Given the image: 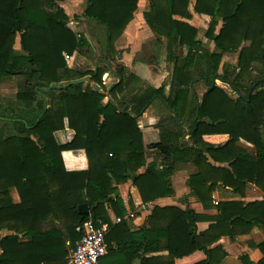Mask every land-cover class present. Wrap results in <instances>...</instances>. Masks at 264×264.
Wrapping results in <instances>:
<instances>
[{"label": "trees", "instance_id": "1", "mask_svg": "<svg viewBox=\"0 0 264 264\" xmlns=\"http://www.w3.org/2000/svg\"><path fill=\"white\" fill-rule=\"evenodd\" d=\"M63 1L0 0V83L6 77L27 78L15 100L0 104V230L16 233L1 241L0 264H68L87 220L109 221L108 208L117 218L126 215L118 185L131 179L144 203L172 197L170 178L178 163L190 162L197 169L188 186L205 209L212 207L219 183L242 196L251 183L264 194V0H196L194 12L206 29V43L216 46L213 53L197 40L195 28L175 19H192L191 0H149L146 22L168 40V60L175 65L172 95L167 98L164 87L147 88L130 109L113 101L104 104L108 95L116 100L125 92L124 68L118 66L120 82L108 90L105 70L68 67L67 58L87 42L69 28L59 6ZM138 4L139 0H86L85 16L104 27V45L111 55H117L115 43L134 19ZM18 37L23 54L15 49ZM236 52L237 68L224 66L220 73L223 54ZM256 63H261V77L250 83ZM86 77L91 79L86 85L58 89ZM217 80L229 84L238 98L217 87ZM197 81L208 87L201 104L196 97L189 100ZM156 98L173 114L170 122L179 129H170L168 121L160 126L161 142L155 148L163 155V166L150 164L137 175L146 165L138 118ZM187 110L189 117L183 120ZM66 123L75 137L59 146L54 134ZM183 125H189L192 146L182 143ZM213 137L220 140L212 142ZM70 150L86 152L87 171H66L62 152ZM209 159L230 168L214 167ZM12 189L19 194V204L11 199ZM84 204L88 215L79 214ZM214 207L215 217L156 207L149 228L136 233L125 223L114 226L106 237V257L112 258L110 264H222L228 254L220 245L212 247L222 237L234 240L255 227L264 229V200ZM48 220L59 224L44 228ZM203 221L214 223L198 233L197 224ZM21 235L28 240L22 242ZM252 246L263 255L258 264H264V242ZM240 260L253 264L248 256Z\"/></svg>", "mask_w": 264, "mask_h": 264}, {"label": "crops", "instance_id": "2", "mask_svg": "<svg viewBox=\"0 0 264 264\" xmlns=\"http://www.w3.org/2000/svg\"><path fill=\"white\" fill-rule=\"evenodd\" d=\"M195 3L196 0H191L190 2L191 20L178 17L175 19L195 28L197 30V40L204 42L205 49L213 53L216 51V46L214 42L206 43V29L201 24V17L194 12ZM59 6L64 10L69 19V28L79 37H84L87 42L72 57L67 58V65L71 70L85 72L96 71L97 69L105 70L103 84L108 90L120 82L116 73L118 66L126 70L125 79L128 81V85L126 86L125 92L117 95L116 100H113L108 95L104 100V104L113 101L116 105L124 109H130L133 107V99L140 96L147 88L160 89L164 87L165 96L168 98L172 95L175 65L168 60V40L156 35L146 22L145 14L149 10V0H139L134 19L129 23L123 35L115 43L116 56L111 55L105 49L104 40L106 38V32L104 27L100 26L96 21L86 18V0H64L59 3ZM220 28L221 23L217 33ZM17 41L15 49L18 53L23 54L20 46V38ZM17 45H19V50L16 48ZM248 45L249 43H245L244 47ZM238 61L239 52L223 54L219 72H223L224 66L237 68ZM261 69V63H256L253 66L250 83L258 77H261L259 73ZM237 72H239V69ZM195 75L197 74L195 73ZM26 79V76H13L2 79L0 83V98L15 100ZM215 85L226 92L231 98H238V93L229 84L217 80ZM230 89L231 94L228 92ZM207 91L208 87L205 82L197 81L193 85L189 100L193 101V98L196 97L198 103L201 104ZM171 116L173 114L167 110L162 100L156 98L148 110L138 118V126L143 136L146 165L137 171V175L144 174L150 164L162 168L164 162L163 155L155 146L161 142L160 126H166V121L169 122L170 129L178 131L179 128H176L170 122ZM188 117L189 110L186 111L183 120H186ZM180 129L181 133L184 134L182 143L192 146L193 141L190 139L189 125H183ZM74 137L75 133L68 128L67 123L64 130L54 134L56 143L59 146L70 144L74 140ZM219 140V137L211 138L212 142H218ZM247 148L253 150L250 144H247ZM62 160L67 172H85L89 169V161L84 150L64 151L62 152ZM209 163L217 168H230L228 163H219L212 159H209ZM175 168L176 170L170 178V183L174 190L172 197L144 203L131 179L118 185L119 197L123 201L126 215L123 218H117L113 211L108 208L109 221L106 222L110 225V231L111 228L121 223L126 224L130 233H136L142 228H149V218L156 207H176L183 211L191 210L200 215L215 217L218 215V210L214 207L217 203L242 202L249 204L264 200L262 191L251 183H248L244 196L233 192L231 189L219 183L213 192L214 202L212 207L205 209L188 186L190 177L197 173L195 166L187 162L178 163L175 165ZM10 195L14 204L20 203V197L16 189H12ZM86 206L88 207V205ZM118 219L121 222H118ZM53 223L59 224L58 221L52 222V220H48L43 227L49 228ZM213 223V221L198 223V233L206 232ZM11 235H16V233L8 229L0 230V254L2 253L1 241ZM20 239L22 242L28 240L24 235H21ZM262 242H264V229L255 227L249 234L239 235L234 240H231L229 237H222L212 248L220 245L228 254L222 264H243L240 260L243 256H248L253 264H258L262 260L263 255L259 249L253 248L252 243L257 246Z\"/></svg>", "mask_w": 264, "mask_h": 264}, {"label": "built area", "instance_id": "3", "mask_svg": "<svg viewBox=\"0 0 264 264\" xmlns=\"http://www.w3.org/2000/svg\"><path fill=\"white\" fill-rule=\"evenodd\" d=\"M81 232L82 237L76 242L68 264H100L108 254L106 237L110 232L109 223L102 219H89L81 227Z\"/></svg>", "mask_w": 264, "mask_h": 264}, {"label": "water", "instance_id": "4", "mask_svg": "<svg viewBox=\"0 0 264 264\" xmlns=\"http://www.w3.org/2000/svg\"><path fill=\"white\" fill-rule=\"evenodd\" d=\"M91 82V79L90 78H84L82 80H79L77 82H70L66 85H62V86H59L58 89H62V88H66V87H69L73 84H88ZM93 88L96 90V91H100V87L97 86V85H93ZM79 214L81 215H88L89 214V211H88V207L86 205L84 206H80L79 208ZM135 264H140V261L136 262Z\"/></svg>", "mask_w": 264, "mask_h": 264}, {"label": "rangeland", "instance_id": "5", "mask_svg": "<svg viewBox=\"0 0 264 264\" xmlns=\"http://www.w3.org/2000/svg\"><path fill=\"white\" fill-rule=\"evenodd\" d=\"M18 39H19V38H17V40H18ZM17 40H16V41H17ZM17 42H18V41H17ZM16 48H17V50H19V45H17ZM228 92L231 94V89L228 90ZM10 100H11V99H1V98H0V104L5 105V104H7V101H10ZM0 129H1V126H0ZM111 260H112L111 257H104V258L101 260L100 264H110V263H111Z\"/></svg>", "mask_w": 264, "mask_h": 264}]
</instances>
